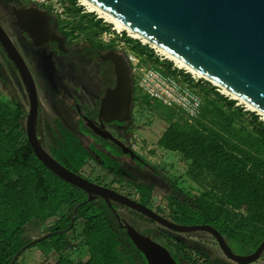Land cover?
<instances>
[{
    "label": "trees",
    "instance_id": "1",
    "mask_svg": "<svg viewBox=\"0 0 264 264\" xmlns=\"http://www.w3.org/2000/svg\"><path fill=\"white\" fill-rule=\"evenodd\" d=\"M79 11L72 16V22L61 21L67 38L92 34L98 39L103 31L109 30V26L94 15H79ZM123 41L140 59L141 65L154 66L165 75L189 82L201 99L200 114L192 121L184 120L181 111L183 117L173 108L165 110V116L174 121L180 134L173 141L162 139L159 145L181 156L180 161L186 164V176L200 188V194L188 198L191 200L186 203L170 198L168 216L179 224L209 225L238 244L241 252L254 251L264 239V120L243 106H236L237 101L218 93L209 82H193L190 74L173 67L169 60H160L147 44L126 36ZM133 95L134 101L160 109L135 86ZM18 119L9 109L5 111L0 95V264H9L26 244V226L45 224L51 232L55 210L72 215L78 205L76 221L85 222L81 226L82 247L90 263L138 264L136 255L142 254L114 225L105 203L86 201L81 190L65 182L59 186L58 182L46 180L44 172L50 171L30 149H25L27 144L22 146L19 141ZM60 142L57 159L65 168L79 174L89 164V151L75 139L63 138ZM26 179L32 184L30 191L22 187ZM61 191L67 194L61 195ZM47 239H52L50 249L57 257L55 264H82L65 255L69 252L67 249H73L67 235L62 233ZM168 249L172 257L189 264H215L208 254L202 256L206 257L205 263L194 259V255L187 252L190 247L182 243H173ZM143 264H147L145 259Z\"/></svg>",
    "mask_w": 264,
    "mask_h": 264
},
{
    "label": "water",
    "instance_id": "2",
    "mask_svg": "<svg viewBox=\"0 0 264 264\" xmlns=\"http://www.w3.org/2000/svg\"><path fill=\"white\" fill-rule=\"evenodd\" d=\"M83 1L147 40V45L152 49L156 47L162 50L204 81L226 92L230 96L224 94L225 96L237 101L248 111L264 117V0ZM23 11L20 12L24 19L26 15L36 16L27 27L19 24L29 33L34 45L56 41L58 49L63 50L61 38L48 31L49 15L37 9ZM15 15L20 18L19 15ZM0 44L23 75L32 103L28 114L27 138L36 159L47 170L66 184L86 193V201L100 197L114 213L110 202L124 205L171 232L182 234L205 232L216 240L223 255L236 264H251L260 259L264 252V239L252 253L236 254L225 237L215 228L204 224L173 223L127 196L88 181L54 160L40 147L36 139L34 85L22 57L2 27H0ZM105 58L113 64L115 83L113 88L106 90L105 96L101 99L99 117L107 123L112 121L128 123L131 121L130 108L134 89L130 68L124 55L116 51L109 52ZM165 60L169 59L165 58ZM172 63L175 65L174 62ZM88 125L97 136L111 137L102 129ZM122 152H125L124 148ZM129 154L132 159L140 160L134 152ZM78 208L79 205L75 207L67 229L46 233L26 243L17 251L9 264H14L29 246L70 231ZM121 227L126 230L127 237L142 254L147 264H177L162 245L140 234L128 224Z\"/></svg>",
    "mask_w": 264,
    "mask_h": 264
},
{
    "label": "flooded vegetation",
    "instance_id": "3",
    "mask_svg": "<svg viewBox=\"0 0 264 264\" xmlns=\"http://www.w3.org/2000/svg\"><path fill=\"white\" fill-rule=\"evenodd\" d=\"M13 2V4H8L0 1V27L6 32L13 45L16 47L24 61L28 75L30 79H32L36 98L34 101L36 108L35 136L40 147L54 160L59 162L57 156L61 151L60 141H63V138L65 140L75 139L89 151V162L93 161L101 165L105 173L109 171L104 166L105 163H109L111 168L118 165L119 169L123 170L124 175V169H126L136 178H138V173L140 175H145V173H147L152 179L148 180L146 179L147 176H143V181H140L143 183V186L145 188L162 189L163 187H159L155 184V179H159L166 183L168 180L162 177V175L144 159L141 157L140 160L132 159L129 154V152H134L131 144L128 146L126 143V141H129L135 129L132 117V110L135 105L134 98L130 108V122L118 123L112 121L107 123L99 117L101 99L105 96L106 90L113 88L115 83L113 64L108 58H105L109 52L116 51L113 46H101L99 40L95 36H89L85 40L79 41L76 38H67L62 31L61 20L54 15L49 8H42L24 3L25 1L23 2V0H13ZM26 9H37L50 16L48 31L53 32L56 36L61 38L63 50L58 49L56 41H48L38 46L34 45L29 33L25 32L19 26L20 24L22 27H27L28 23H32L36 18V16L31 15H26L25 19L22 18L23 16L20 11ZM15 14L19 15L20 18L18 19ZM116 52L119 53L118 51ZM0 71L8 79L2 81L0 87L1 102L4 104L5 111L9 109L11 112L18 115L17 132L19 141L22 146L27 144L28 146H25V149H30L34 155L27 138V121L32 103L29 99L28 90L22 73L15 67L1 44ZM88 124L102 129L111 137L101 138L97 136ZM85 145H88V148ZM122 148H124L125 152H122ZM23 156L26 155L23 154ZM116 169L118 168L116 167ZM50 173L53 175V179L56 178L52 172ZM108 174L115 175L113 173ZM79 175L82 176L80 173ZM60 182L64 183L61 179ZM60 194L65 195L67 192L61 191ZM124 196L130 197L126 194H124ZM176 196L177 195L174 194V196H172L173 199H171L179 200ZM85 198L87 199L86 193ZM168 198H170V196L163 198V200ZM92 201L105 203L100 197H96ZM135 201L150 208L149 203L138 200ZM110 204L115 213L112 212L107 204L106 205L112 213L114 225L123 233L126 234V230L121 227V225L128 224L140 234L162 245L169 253L170 251L168 248H171L173 243H182L183 246L190 247V250H187V252L194 255V259L199 260L203 255L208 254L211 257L210 260L215 264H226L217 257V250H221L216 240L211 235L205 232L189 234L171 232L165 230L155 221L124 205L114 202H110ZM150 209L163 218L175 223L168 214L154 208ZM52 220L55 224H53V230L51 232L62 231L70 226L72 215H69L68 211L63 212L61 209H56ZM78 221L80 222V220H77L76 223ZM70 233L71 230L63 234L69 236ZM166 234L170 237H166ZM198 236L204 237L197 238ZM225 239L227 242V238ZM69 244L71 246L73 245L71 242ZM67 251L70 250L67 249ZM252 252H248L245 255ZM136 256L138 258V264H143L144 257L142 255ZM85 257V251L83 249L82 253L76 258L83 263L87 258ZM205 258L206 257L203 259L205 260ZM262 258L263 254L260 259ZM173 259L177 264H189L183 259H175L174 257ZM227 260L230 261L228 258ZM256 262L251 264H255Z\"/></svg>",
    "mask_w": 264,
    "mask_h": 264
},
{
    "label": "rangeland",
    "instance_id": "4",
    "mask_svg": "<svg viewBox=\"0 0 264 264\" xmlns=\"http://www.w3.org/2000/svg\"><path fill=\"white\" fill-rule=\"evenodd\" d=\"M2 1L8 4L14 3L13 0ZM69 3L73 4L76 3V1L71 0L69 1ZM79 8L82 7L78 6V9ZM73 14L74 12H71L70 15L66 16L67 20H65V18L59 19L65 22H72L73 20L71 18ZM92 15H94L95 18L97 16L94 13ZM97 20L104 21V19L101 18ZM104 22L108 24L102 23L103 25L107 27L110 26V28H112V25H110L109 22ZM123 34H125V32H123ZM90 35L93 36L92 34ZM87 37L88 35L85 34L84 36H78L77 39L78 41L85 40ZM4 80L8 79L0 71V87L2 81ZM133 98H135V95L133 96ZM149 100L158 105L160 109L155 110L151 107H148L147 105H143L142 103L135 101V105L133 106L132 110V117L135 129L132 133V136L129 138V141H126V143L128 146L130 144H135L136 149L134 150V152L139 157L144 159L147 163H149V165L154 167V169L157 170L162 175V177L168 180L167 183L159 179H155L154 181L157 186L163 187L164 189L145 188L143 186V183H141L140 181H143V176H147L146 179L148 180L152 179L149 174L145 173V175H140L138 173V178H136L131 174V172H128V170L124 169V175L123 170H120L118 165H115L118 169H116V167H113L111 170L105 173V170H103L101 165L90 161L89 164L83 170H81L80 174L85 179L94 184L112 189L118 192L119 194L123 193L122 195L126 194L130 196L131 198H129L134 201L138 200L144 203H149L150 208H154L156 210L169 214L167 213L170 212V204L168 203L171 200L170 198L173 199L172 196H174V194L177 195L176 197L179 200L190 201L191 199L188 198H193L200 194V188L192 181H190V179L186 176V164L180 161L182 160L181 156L178 153L166 150L159 145V142L162 139L166 141H173L179 136L180 131L176 126H174V121H170L169 118L165 116V110L167 108L153 99L149 98ZM173 110L180 117H183L177 108H173ZM245 110L247 109L245 108ZM261 119H263V117H261ZM184 120H186L185 116ZM85 146L88 148V145ZM104 166L110 167V164L105 163ZM108 173H113L117 176ZM44 174L47 181L53 179V176L50 173L44 172ZM55 182H58L59 186H63V182H60V179H58L57 177L54 178L51 183ZM22 187L25 190L30 191L32 189V184L30 183V180H24L22 182ZM167 196H170V198L163 200V198H166ZM40 205H43V203H40ZM180 208L183 212H187L184 206ZM82 223L85 222L83 220H80V222L78 221L74 225L75 228L73 229V231H71L68 236L69 241L73 243V249L69 251L70 253L68 252L65 255L68 256L70 259H74L75 261L78 260V258L76 257L79 256L83 251V236L81 235ZM25 228H27V235L25 240L26 243L50 231V229L45 224H30ZM202 237L204 236H198L197 238ZM51 240L52 239H45V241L41 242L40 244L27 248L20 254L16 264H55L57 257L53 254L52 250L50 249ZM204 242L207 243L206 241ZM227 242L232 248V250L238 254L242 253V255H245V253L248 252L247 249L241 252L239 245L231 239H227ZM217 257L226 264H236L231 261H228L227 258L219 250H217ZM199 261L201 263H205V260L202 257L199 258ZM82 264L90 263L86 258ZM255 264H264V255L263 258L259 259Z\"/></svg>",
    "mask_w": 264,
    "mask_h": 264
},
{
    "label": "built area",
    "instance_id": "5",
    "mask_svg": "<svg viewBox=\"0 0 264 264\" xmlns=\"http://www.w3.org/2000/svg\"><path fill=\"white\" fill-rule=\"evenodd\" d=\"M25 1L34 6L49 8L54 15H56L58 18H65V20H67L66 14L69 6L70 8L73 6L68 3L71 0ZM75 1L76 3L74 4L76 5V8H78V6L82 7L79 8L82 14H93V12H89L87 8L83 6L78 0ZM95 19L100 18L96 16ZM104 21L101 22L104 24ZM110 25L112 24L110 23ZM123 36L131 38L126 32L123 34V32L115 30L113 26L112 28L109 26V30L103 31L99 35L98 40L103 46L112 45L116 51L124 55L130 68V76L133 85L139 89L140 92L144 94V96L161 103L166 108H177L184 114L186 121H192L198 118L201 109V99L197 91L190 86L189 82H181L171 76L165 75L161 70L154 66L146 67L141 65L140 59L135 54H133L124 43ZM153 50L160 60H165V58L161 56L155 49ZM173 67L177 68L175 65H173ZM177 69L188 73L185 69ZM190 77L193 82L201 81L202 83H207L202 78L195 77L192 74H190ZM216 91L224 95L222 90L216 88ZM236 106L242 105L237 103ZM131 147L134 150L136 149L135 144H131Z\"/></svg>",
    "mask_w": 264,
    "mask_h": 264
},
{
    "label": "bare ground",
    "instance_id": "6",
    "mask_svg": "<svg viewBox=\"0 0 264 264\" xmlns=\"http://www.w3.org/2000/svg\"><path fill=\"white\" fill-rule=\"evenodd\" d=\"M83 6H85L87 8V10L89 12H93L95 13L98 17H100L101 19H104L105 21L109 22L112 24V26L115 28V30L119 31V32H126L131 38L136 39V40H140L141 42H143L144 44H148L147 40L143 39L142 37H140L139 35H137L136 33H134L133 31H131L130 29H128L127 27L123 26L122 24H120L119 22H117L116 20H114L113 18L109 17L108 15L102 13L101 11L95 9L94 7L90 6L89 4H87L86 2H84L83 0H78ZM155 50L163 57L171 60L172 62H174L175 66L181 69H185L188 73L194 75L195 77H199L197 76L195 73H193L192 71H190L188 68H186L185 66H183L181 63H179L178 61H176L174 58H172L171 56H169L167 53L163 52L162 50L157 49L156 47H154ZM223 94H227L226 92L222 91ZM229 95V94H227ZM230 96V95H229ZM250 108V107H249ZM250 110H253L252 108H250ZM264 118V117H263Z\"/></svg>",
    "mask_w": 264,
    "mask_h": 264
},
{
    "label": "crops",
    "instance_id": "7",
    "mask_svg": "<svg viewBox=\"0 0 264 264\" xmlns=\"http://www.w3.org/2000/svg\"><path fill=\"white\" fill-rule=\"evenodd\" d=\"M23 1H25V0H23ZM1 2L5 3V2L2 1V0H1ZM25 2L28 3L27 1H25ZM68 3H69V2H68ZM70 4H71V3H70ZM71 5H73V6H72V8H70V7L68 8V11H67V14L69 13L68 15H70L71 12H74V14H75L76 11L78 10V8H76V5H75L74 3L71 4ZM69 10H70V11H69ZM67 14H66V16H67ZM74 14H73V15H74ZM79 15H84V14L81 13V10L79 11ZM71 19L73 20V18H71ZM78 22H79V21H78ZM65 23H66V22H65Z\"/></svg>",
    "mask_w": 264,
    "mask_h": 264
}]
</instances>
